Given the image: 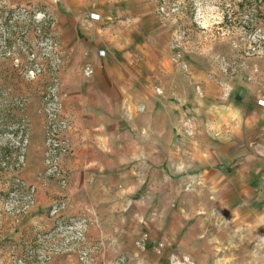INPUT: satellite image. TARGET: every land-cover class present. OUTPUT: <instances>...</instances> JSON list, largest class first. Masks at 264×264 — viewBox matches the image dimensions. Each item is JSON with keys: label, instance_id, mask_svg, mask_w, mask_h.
I'll use <instances>...</instances> for the list:
<instances>
[{"label": "crops", "instance_id": "0c3cea01", "mask_svg": "<svg viewBox=\"0 0 264 264\" xmlns=\"http://www.w3.org/2000/svg\"><path fill=\"white\" fill-rule=\"evenodd\" d=\"M58 1L53 32L60 94L72 115L70 182L63 188L47 177L43 102L26 101L15 127L29 137L25 164L2 171L0 152V195L14 179L38 192L18 218L0 197V262L81 264L74 253L39 262L38 250L58 220L86 219L87 240L100 246L96 264L119 257L156 264V242L174 244L166 223L192 214L198 194L203 201L215 191L224 204L225 186L235 199L244 183L256 201L249 205L264 207V71L227 88L192 68L181 74L150 0ZM11 151L9 165L18 155Z\"/></svg>", "mask_w": 264, "mask_h": 264}, {"label": "rangeland", "instance_id": "374dc122", "mask_svg": "<svg viewBox=\"0 0 264 264\" xmlns=\"http://www.w3.org/2000/svg\"><path fill=\"white\" fill-rule=\"evenodd\" d=\"M150 1L181 74L192 68L227 88L264 71V0ZM58 3L0 0V152L5 158L9 149L13 153L11 136L18 132L26 101H43L54 80L60 81L52 48ZM195 93L203 96L197 87ZM191 186L200 193L201 182ZM27 188L34 189L36 200L38 189ZM225 189L224 204L216 202L215 191H207V200L200 194L193 198L192 214L166 223V239L174 244L166 248L156 242V264H264V207L249 205L256 201H250L244 183L235 199L232 189ZM0 197L2 205L4 192Z\"/></svg>", "mask_w": 264, "mask_h": 264}, {"label": "built area", "instance_id": "2783aa9c", "mask_svg": "<svg viewBox=\"0 0 264 264\" xmlns=\"http://www.w3.org/2000/svg\"><path fill=\"white\" fill-rule=\"evenodd\" d=\"M52 45L55 70L59 71L62 65V58L59 52L60 44L55 41ZM86 73L90 75L92 72L87 70ZM60 91V81L56 79L43 98L42 111L46 121L44 123L47 148L45 154L46 175L65 188L70 182L68 163L74 155L68 135L72 126V115L66 110ZM11 140L10 147H12V150L15 149L17 151V158H15V163L9 165L12 157L10 158V155L7 156L3 159L2 166L9 165L11 169L17 171L25 162L29 137L24 129L21 128L17 136L15 134L11 136ZM12 185L13 187L3 199V210L6 214L18 218L35 205V191L33 188H27V184L20 179H14ZM63 208V203L56 205L51 215L56 216ZM88 225L89 222L86 219L58 220L54 231L45 236L46 242L42 249L38 250L40 252L39 262L48 261L51 256L56 254L74 253L78 256L81 264H96L95 254L100 251V246L87 240V234L85 233ZM146 239L147 237L145 236L143 240ZM144 242L142 241V244ZM106 264L132 263L126 257H119L115 262Z\"/></svg>", "mask_w": 264, "mask_h": 264}]
</instances>
